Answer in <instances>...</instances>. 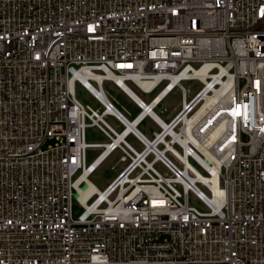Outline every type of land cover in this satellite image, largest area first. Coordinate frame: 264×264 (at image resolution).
<instances>
[{"label":"built area","instance_id":"1","mask_svg":"<svg viewBox=\"0 0 264 264\" xmlns=\"http://www.w3.org/2000/svg\"><path fill=\"white\" fill-rule=\"evenodd\" d=\"M117 76L163 86L129 119L103 88ZM206 89L217 103L193 121ZM172 92L182 106L164 120ZM210 115L226 122L207 157L193 138ZM89 125L108 142L87 143ZM117 153L100 191L89 176ZM0 264H264V0H0Z\"/></svg>","mask_w":264,"mask_h":264},{"label":"rangeland","instance_id":"2","mask_svg":"<svg viewBox=\"0 0 264 264\" xmlns=\"http://www.w3.org/2000/svg\"><path fill=\"white\" fill-rule=\"evenodd\" d=\"M127 85L145 102H149L162 88L163 85L159 86L155 90L149 93H143L139 91L136 87H134L130 82H126ZM185 86H195L194 83H191L190 81L184 82ZM104 90L114 96L120 105H117L121 111H124L121 108V105L128 109L131 112V116H129V119H132L134 116H136L139 113V109L136 107L134 102L120 89L118 88L113 82L111 81H105L103 83ZM75 95L76 98L83 103L84 105H88L93 109H97L100 106V103L93 97V95L86 90L84 87H82L80 84H77L75 87ZM182 104V98L181 94L179 92H172L170 93L162 102V104L156 108V112L164 119L167 120V117H171L176 112H178L181 108ZM166 108L164 112H161L160 109ZM106 120L110 125H112L118 132H121L123 130V126L112 116L106 117ZM139 129L142 132L151 133L153 130L157 129V126L155 123L151 120V118H145L139 125ZM107 135L98 127L95 125H89L86 128V141L87 143L91 144H104L108 142ZM127 141L134 146L136 149L140 150L142 146L137 141L134 136H129L127 138ZM102 148L95 147V148H88L87 149V161L90 163L93 161L98 154L101 152ZM120 154H114L110 156L103 164H101L90 176L89 180L100 190L103 191L115 178L118 171L121 169L122 164L118 162ZM190 162L192 165H194L197 169L201 171L203 175H206L204 171H202L191 159ZM159 169H161V172H163V168L158 166ZM199 187L201 190L208 194L206 188H204L202 185L199 184ZM190 203L200 210H205L206 207L202 204L200 200H198L193 194H190ZM83 211L82 207L76 202L74 199L73 201V215L76 218L81 212Z\"/></svg>","mask_w":264,"mask_h":264},{"label":"bare ground","instance_id":"3","mask_svg":"<svg viewBox=\"0 0 264 264\" xmlns=\"http://www.w3.org/2000/svg\"><path fill=\"white\" fill-rule=\"evenodd\" d=\"M211 65V64H209ZM204 68V67H203ZM208 70H200L199 71V76L205 80V77L206 76H209L210 73L207 72ZM96 76V75H95ZM96 78H98L96 76ZM134 81H136L138 84H140L141 86H143L144 88H146V90H151V92L155 89L157 83L160 81V79L157 77L154 81H143L139 78V76H134ZM118 82V84L120 85V89L133 101H137L139 103H145V101L143 99H141L128 85L126 82H129L128 80H125L124 81V77L122 76H117L116 77V80ZM205 82H208V80H206ZM159 93V92H158ZM157 93V94H158ZM205 93V97H204V100L199 104V106H197L196 110H195V115L192 117L193 118V121L194 120H197L199 118H201L202 116H204L208 110H211L213 105H214V102L217 103V97L215 96H209L208 94V89H206L204 91ZM157 94L153 97V99H155V97L157 96ZM100 96L101 98L104 99L103 97V94L100 93ZM162 98V95H159L157 97V99L155 100L156 102H159L160 99ZM205 101V102H204ZM135 104V103H134ZM182 106V104H181ZM181 109V108H180ZM188 110H185L184 113H186ZM239 109H236L234 111V113H238ZM214 119V115H210L209 118L207 119L205 125H208L209 124V127L205 130V136L202 140H197L196 137H194V142L195 144L197 145V147L201 150V152H203L207 157H210V151L208 150V148L210 147V145L212 143H215V141L217 140L218 138V135H219V132H220V129L223 127V125L225 124L226 122V119H220L219 117L217 118V120H213ZM186 123H188L190 121L186 119ZM193 121L189 124V126H192V123ZM215 124L214 126H211V124ZM131 127V126H130ZM191 133V132H190ZM192 135V134H191ZM221 161L216 159V163L213 167L211 166H208L209 170L210 171H216V169H218L219 165H220ZM194 170L197 172L198 174V177L204 181H216L215 178L213 177H210V176H206V175H203L200 171H198L197 169L194 168ZM83 178L85 179L86 178V174L83 175ZM193 179V178H191ZM186 184H189L188 181H185ZM90 183L92 184V182L90 181ZM215 191H217L218 189H220L219 185L217 184L216 186V183L212 184L211 185ZM81 189V188H80Z\"/></svg>","mask_w":264,"mask_h":264}]
</instances>
